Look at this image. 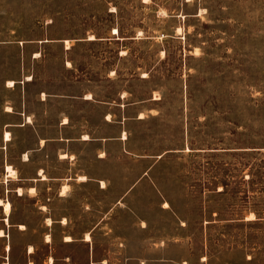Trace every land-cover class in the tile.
I'll use <instances>...</instances> for the list:
<instances>
[{
    "label": "rangeland",
    "instance_id": "1",
    "mask_svg": "<svg viewBox=\"0 0 264 264\" xmlns=\"http://www.w3.org/2000/svg\"><path fill=\"white\" fill-rule=\"evenodd\" d=\"M263 158L264 0H0V264H264Z\"/></svg>",
    "mask_w": 264,
    "mask_h": 264
},
{
    "label": "crops",
    "instance_id": "2",
    "mask_svg": "<svg viewBox=\"0 0 264 264\" xmlns=\"http://www.w3.org/2000/svg\"><path fill=\"white\" fill-rule=\"evenodd\" d=\"M90 98V97H88ZM63 125H67L70 123V120L68 121L67 119L63 120ZM11 132V131H10ZM126 133V132H125ZM124 134V133H123ZM12 135V133H11ZM63 139H68L69 137H64L62 136ZM88 138V136L85 137V139ZM124 138V137H123ZM70 139V138H69ZM42 141H44L42 139ZM62 158H68V156H66L65 154L62 155ZM101 157H104V153H102ZM42 171V170H41ZM40 171V173H41ZM81 176H85V175H81ZM79 176V179L82 180ZM42 179H46V176L43 174ZM86 180V176L85 179ZM82 180V181H84ZM102 185L105 186V181L101 180ZM34 189L35 187L32 186ZM30 187V189L32 188ZM68 188V185H64L63 189H62V194L66 192ZM2 200V198H0ZM3 203L0 204V206L4 207V203L6 201L9 200H2ZM10 202V201H9ZM11 204V202H10ZM11 209V208H10ZM5 210V208H4ZM5 213L7 215H9L10 210ZM51 221V220H50ZM21 226H24L23 224ZM0 231H2L3 233L0 234V236L4 235V231L2 229H0ZM87 231L85 233V237L83 238V244L86 246L87 245V257H86V262L88 264H171L172 262V258L171 257H166L163 256L161 254L156 253L154 249V247H144L143 250H140L138 252H131L130 247H126L124 246L123 243L119 244L118 246H114L113 248H110V252L107 254H104L102 249L97 246L93 240H92V235L91 233ZM87 235L90 236V238H87ZM68 238V239H67ZM65 242L66 243H72L74 242L73 238L70 235H67L65 237ZM31 249L33 248L32 246H30ZM32 250H30V252H32ZM51 261H54V257L50 256ZM67 259H71V257L67 256ZM10 264L8 261H4L2 264ZM52 262H49V264ZM30 264H33V262L31 261Z\"/></svg>",
    "mask_w": 264,
    "mask_h": 264
},
{
    "label": "bare ground",
    "instance_id": "3",
    "mask_svg": "<svg viewBox=\"0 0 264 264\" xmlns=\"http://www.w3.org/2000/svg\"><path fill=\"white\" fill-rule=\"evenodd\" d=\"M115 31H117V30H115ZM91 38L92 39H94V36H91ZM30 78V77H29ZM13 82L14 81H9V83L10 84H13ZM90 97V96H89ZM109 116V115H108ZM123 137L124 138H126V133L124 132V134H123ZM12 138V135H11V132L9 131V130H6L5 131V139L6 140H10ZM66 155V154H65ZM7 170H8V172H10L9 174L10 175H12V174H16V170L11 166V165H7ZM82 180H84L85 179V176H81L80 177ZM32 189H34L33 187L31 188V190ZM19 193H22V188L21 187H19ZM3 200V199H2ZM1 199H0V201H2ZM168 205V203L166 202L165 203V206H167ZM4 208H5V210H6V212L7 211H9V210H11L10 208H11V204H10V202L9 201H6L5 203H4ZM3 232L2 231H0V234H2ZM89 233V232H88ZM87 234V233H86ZM87 238H90V236L89 235H87ZM68 239V238H67ZM30 250H32V249H30ZM5 264V263H4ZM7 264V263H6Z\"/></svg>",
    "mask_w": 264,
    "mask_h": 264
},
{
    "label": "trees",
    "instance_id": "4",
    "mask_svg": "<svg viewBox=\"0 0 264 264\" xmlns=\"http://www.w3.org/2000/svg\"><path fill=\"white\" fill-rule=\"evenodd\" d=\"M248 151H250V150H245V153L244 154H248L247 152ZM251 151H257V150H251ZM260 150H258V152H259ZM254 152H252V153H250L251 154V156H252V158H256V156L253 154ZM264 159V158H263ZM241 163H243L242 161H241Z\"/></svg>",
    "mask_w": 264,
    "mask_h": 264
},
{
    "label": "snow or ice",
    "instance_id": "5",
    "mask_svg": "<svg viewBox=\"0 0 264 264\" xmlns=\"http://www.w3.org/2000/svg\"><path fill=\"white\" fill-rule=\"evenodd\" d=\"M32 191L35 192V189H32ZM2 203H3V201H0V204H2Z\"/></svg>",
    "mask_w": 264,
    "mask_h": 264
}]
</instances>
